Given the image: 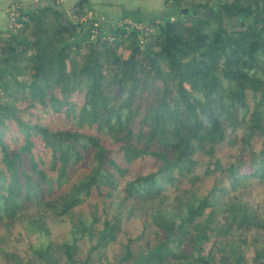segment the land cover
Segmentation results:
<instances>
[{
  "label": "trees",
  "instance_id": "16d2710c",
  "mask_svg": "<svg viewBox=\"0 0 264 264\" xmlns=\"http://www.w3.org/2000/svg\"><path fill=\"white\" fill-rule=\"evenodd\" d=\"M164 4L0 34V264H264V0Z\"/></svg>",
  "mask_w": 264,
  "mask_h": 264
},
{
  "label": "crops",
  "instance_id": "0c3cea01",
  "mask_svg": "<svg viewBox=\"0 0 264 264\" xmlns=\"http://www.w3.org/2000/svg\"><path fill=\"white\" fill-rule=\"evenodd\" d=\"M74 1L76 0H0V34H5L10 32L8 7L12 3H18L24 12H33L35 9L39 7L51 5L56 7L60 11L69 14L70 12H72L71 11L72 6L75 5ZM86 1H87L86 3L91 2V4L85 6L86 7L85 9H87L88 12L93 13L95 16L104 15L108 20L107 22H113L112 19L114 16L121 18L124 16H129V15L131 16L133 14L131 9L124 7L121 4V2H119L121 0L117 1L112 6L113 8L106 7L105 5L106 0H86ZM109 6H111V4ZM133 11L136 10L133 9ZM135 17H137V13ZM86 35H87V29L86 27H84L83 30L81 31L80 38L83 39L86 37Z\"/></svg>",
  "mask_w": 264,
  "mask_h": 264
},
{
  "label": "rangeland",
  "instance_id": "374dc122",
  "mask_svg": "<svg viewBox=\"0 0 264 264\" xmlns=\"http://www.w3.org/2000/svg\"><path fill=\"white\" fill-rule=\"evenodd\" d=\"M119 0H106V7L107 8H113L112 6ZM165 0H121L119 2H121V4L124 7H127L129 9L132 10L133 14L131 16H133V18H135V15L137 13V19L138 18H142L144 20L149 19V18H164V17H169L172 16V14L177 15V11L175 9H167L165 7L164 4ZM75 4L78 2V0L74 1ZM91 2L84 4V6H88L90 5ZM111 4V6H109ZM11 5V4H10ZM73 7V6H72ZM9 8V7H8ZM115 8V7H114ZM121 8V7H120ZM136 10V11H133ZM72 11V10H71ZM139 11V12H138ZM91 13V12H89ZM89 13L83 17L86 21L83 20L84 23H88V24H92L93 20L95 18H97L98 20H101V18H103L104 20L100 21V27H99V31L102 32L103 34H107L109 31H111L112 29H114L116 26H120V24L122 23V21L124 20V17L118 18L116 16L113 17V22H107V18L103 15V16H95L93 13L92 19L89 18ZM73 12H70L69 14H67L72 20H76L78 19L77 16L73 15ZM74 16L76 18H74ZM9 17V15H8ZM116 17V18H115ZM82 20V19H79ZM102 24V26H101ZM107 24V25H106ZM109 24V25H108ZM109 28V29H108ZM86 29H88V27L86 26ZM55 232H58V229L55 228L54 229Z\"/></svg>",
  "mask_w": 264,
  "mask_h": 264
},
{
  "label": "built area",
  "instance_id": "2783aa9c",
  "mask_svg": "<svg viewBox=\"0 0 264 264\" xmlns=\"http://www.w3.org/2000/svg\"><path fill=\"white\" fill-rule=\"evenodd\" d=\"M21 10H22V8L18 3H12L9 6L8 15H9V28H10V30L12 28H15V27H21V23L18 22V20L21 19V13H22ZM92 16H93V14L89 13V18L92 19ZM74 18H76V17L74 16ZM79 19H82L81 22L83 20L86 21L84 18H79V17L76 20H79ZM101 20L103 21L104 19L101 18ZM101 20H98L97 18H95L93 20V22L91 24V31H90V38L91 39H95L97 37V35L99 34V27H100V21ZM122 23H128L130 25L136 26V24L130 19H124L122 21ZM122 23L120 25H122Z\"/></svg>",
  "mask_w": 264,
  "mask_h": 264
}]
</instances>
